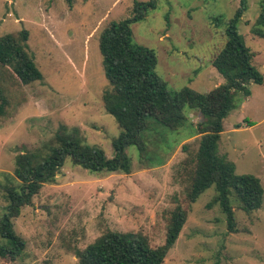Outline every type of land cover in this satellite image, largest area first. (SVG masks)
<instances>
[{"label": "rangeland", "instance_id": "374dc122", "mask_svg": "<svg viewBox=\"0 0 264 264\" xmlns=\"http://www.w3.org/2000/svg\"><path fill=\"white\" fill-rule=\"evenodd\" d=\"M133 1L0 0V36L12 43L27 31L26 47L16 45L15 53L10 43L0 57V217L8 204L6 189L19 183L16 155L46 156L57 146L58 131L113 155L112 140L121 129L104 108L102 96L111 86L98 40L111 20L130 16ZM239 6L240 0H156V7L131 25L132 40L154 49L157 73L172 91L188 86L206 93L224 83L212 60ZM262 6V0H246L237 28L263 82L249 83L246 98L235 94L236 107L223 119L217 142V154L228 163L222 172L260 179L258 208L247 210L230 188L224 212L214 183L192 198L204 118L186 108L175 125L150 112L144 151L135 145L125 149L129 172L91 171L70 157L55 169L53 181L12 219L25 242L21 255L0 258V264H80L76 252L107 231L142 233L156 247L164 243L178 206L185 222L162 264H264V36L253 33ZM20 54L33 58L41 79L21 82ZM5 241L0 235V243Z\"/></svg>", "mask_w": 264, "mask_h": 264}, {"label": "trees", "instance_id": "16d2710c", "mask_svg": "<svg viewBox=\"0 0 264 264\" xmlns=\"http://www.w3.org/2000/svg\"><path fill=\"white\" fill-rule=\"evenodd\" d=\"M74 0H66L71 5ZM246 0L227 21V39L212 60V65L224 78V83L206 93L188 86L172 91L157 73V54L154 49L132 40L131 25L143 19L156 7V0H134L130 16L111 20L100 32L98 47L102 55L104 75L111 88L103 93L104 108L117 121L121 131L113 138V155L107 157L97 145L83 144L75 135L65 130L56 133L57 146L38 158L31 152L16 155L14 175L17 185L6 189L8 204L0 217V235L6 240L0 243V258L14 260L24 247V240L15 232L12 219L19 215L24 205L30 204L44 183L52 182L56 168L63 166L67 157L85 169L129 172L131 159L125 149L135 145L139 152L145 149L142 132L146 128V115L150 112L158 118L177 125L185 118V109H196L204 120L198 149L199 180L193 187L192 198L211 184L217 189L216 199L228 211L229 190L232 188L247 210L261 205L263 187L260 179L249 173L226 174L224 159L217 154V142L223 130V119L236 107L235 94L249 96L248 84L263 82L262 73L251 63L252 52L238 32L237 23L245 10ZM256 19L253 33L264 36V0ZM27 31L11 43L7 36H0V57L4 47L17 52V46L26 47ZM22 63L16 74L23 83L42 78L32 57L20 54ZM1 109V106H0ZM160 118V119H161ZM239 127V124L236 125ZM228 164V163H227ZM231 173V172H230ZM185 210L178 206L167 225L165 241L153 247L142 233L107 231L92 243L76 252L80 264H162L167 252L175 243L185 222ZM232 228L233 218H228Z\"/></svg>", "mask_w": 264, "mask_h": 264}]
</instances>
